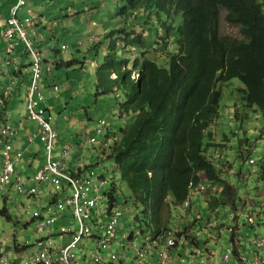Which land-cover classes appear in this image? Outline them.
<instances>
[{"label":"trees","instance_id":"1","mask_svg":"<svg viewBox=\"0 0 264 264\" xmlns=\"http://www.w3.org/2000/svg\"><path fill=\"white\" fill-rule=\"evenodd\" d=\"M117 2L116 14L123 24L111 32L119 37L110 40L98 69V85L104 87L99 94L112 93L114 87L123 90L121 117L133 114L134 120L104 150L131 190V195L119 194L114 181L106 194L110 210H117L122 198L126 202L131 198L144 209V222L140 216L137 219L143 234L158 238L164 232H175V236L187 239L185 246L192 253L203 250L202 240L193 236L188 225L173 229L170 221L174 210L182 209L190 197L192 183L198 186L204 179L223 189L208 200L213 213L221 207L238 208V189L209 156L206 139H212L208 148L226 146L215 143L211 128L221 115L220 85L234 79L246 86L248 106L259 109L264 117V0ZM223 12L226 22L239 29L240 38L222 34ZM119 45L122 54L140 49L132 69L128 67L130 60L119 54ZM149 52L154 55L149 56ZM73 62L61 61L55 67ZM140 66L139 77L134 79L133 71ZM261 168L264 180V161ZM11 194L1 193L6 201ZM29 222L35 223L32 219Z\"/></svg>","mask_w":264,"mask_h":264},{"label":"rangeland","instance_id":"2","mask_svg":"<svg viewBox=\"0 0 264 264\" xmlns=\"http://www.w3.org/2000/svg\"><path fill=\"white\" fill-rule=\"evenodd\" d=\"M23 1L25 6L18 12V19L23 21L27 17L28 11H32L35 17L34 26L26 28V31L34 45L40 46L43 52L42 82H46L48 79L47 85L48 81L55 80L59 87L58 92L51 89L50 92L46 93L45 91V95L56 96L52 109L46 104L44 105L49 109L53 118L52 123L54 126L57 125L56 128L59 132V137L55 141L54 155H61L66 143H71L72 152L65 163L70 175L73 172L72 168L81 166L87 168L86 175L93 171L100 182L102 179L107 182L106 194L111 190L112 183L115 181L119 186V194L124 192L131 195V190L122 181L121 173L116 168V162L107 158L103 153L105 143L108 149L112 146V135L108 137L110 140H107V133L86 136L89 131L96 130V126L101 120L107 122L110 133H120L122 129L128 128L134 120L133 114L121 117L120 104L124 101L123 90L99 94L104 91V87L98 85V69L104 63L110 40L119 37V35H111V32L123 24V20L116 14L117 0ZM16 3L18 0H0V30L7 24ZM87 5L92 9L87 8ZM220 28L225 36L232 38L241 36L238 28L226 22L224 12L221 15ZM42 34L49 42L40 43ZM93 38L95 42L92 41ZM4 42L5 40L0 36V49ZM14 42L16 49L8 58L16 59V56H21L23 61L25 60L24 63H29L30 59L25 55L26 44L17 34L14 35ZM62 44L68 45V49L63 50ZM96 45L98 47L94 48ZM149 51L152 49L150 48ZM161 51L160 49L159 53ZM140 53V49H134L127 54H122L119 45V54H122L123 59L130 60L129 69L133 68L134 60ZM148 55L151 56L154 53L149 52ZM0 60L3 61L2 53ZM72 60L74 62L71 66L65 64L60 68L55 67L58 62ZM48 67L51 68V73H47ZM140 68L141 66L138 71ZM25 80V87L19 97L13 95L10 99L11 104L15 103V114L20 118L27 116L26 98L31 86L30 77L26 76ZM4 83L5 76L0 75V88ZM245 88L246 86L239 79L220 85L223 92L221 115L212 124L211 130L215 134V143H225L226 146L219 149L208 148L212 139L210 137L206 139V149H209V156L215 159L217 166L224 169V165L229 163L227 165L230 166V170L225 174V177L238 189L241 197L238 208L221 207L219 211L213 213L207 202L193 198L192 209L177 207L174 210V217L170 221V227L173 229L177 225H188L192 229L193 236H198L202 240L203 249L209 248L217 255L218 262L222 261V255L233 246L234 238L242 241L244 247L248 248V255L251 256L252 238L257 232L264 235V225L259 222L261 221L258 215L260 207L257 206V203L264 204V180H261V164L264 161V117L259 109L248 106L245 100ZM84 126L87 128L83 129ZM91 137L97 139V144L94 146L89 143ZM11 143L15 146V140ZM81 144H85V147H79ZM44 156H46L45 153L41 158L42 163L47 158ZM251 159H254L257 164L253 165ZM56 160L58 159L56 158ZM28 175L33 174L19 171L15 178L20 176L25 187L30 189L32 183L27 180ZM45 187L49 188V183L39 187L42 194L44 193L41 190H45ZM11 191V197L7 201L0 195V246L4 245L9 251H13L14 246L18 245L22 248V255L28 260L32 251H37L34 248L35 244L42 239V236L36 232V224L29 222L30 218H27L23 209V206L26 205L30 211H33L35 200L20 195L16 186H13ZM214 194L211 191L206 195ZM46 200L45 196V201H40V205L45 206ZM246 200L249 201V205L246 204ZM109 208V199L105 197L102 210L105 211ZM118 210L123 212L118 240L124 236L127 238L124 245L127 248V254L132 256L130 262L134 264L135 252L131 241L134 237H140L139 245H144L141 222L137 220L140 216L144 222V209L138 208L133 199L130 198L126 202V199L122 198ZM253 212H256L258 220L256 227L250 225L248 221V215ZM71 225L78 230L77 221L68 213L67 221H60L59 224L54 223L52 229L56 231L58 226L70 228ZM185 244V242L181 243L180 250L186 249ZM26 245L30 247L24 250ZM124 252V247L118 242L115 253L123 254ZM174 252L177 253L178 249H175ZM77 253L83 256L82 253ZM191 253V249L187 248L184 257L194 261L192 264H200V261L196 257H192ZM9 255L13 259L15 252L9 253ZM108 258L110 259L111 256L109 255ZM232 264H239L237 256ZM249 264H254L253 258Z\"/></svg>","mask_w":264,"mask_h":264},{"label":"built area","instance_id":"3","mask_svg":"<svg viewBox=\"0 0 264 264\" xmlns=\"http://www.w3.org/2000/svg\"><path fill=\"white\" fill-rule=\"evenodd\" d=\"M24 4L19 0L17 6L13 9L7 25L0 30V36L6 41L3 49V64L5 67L13 66L14 61L8 58L16 49L14 35L17 34L21 41L26 44V51L32 61L31 69V87L27 96L28 119L38 124L37 136L31 135L28 141L32 144L36 139H40L45 144L47 160L45 164L30 178L32 187L27 189L23 179L17 178V164L22 159L24 152L14 151L10 141L16 138L19 130L10 124L6 104L9 97L13 94L15 82L13 79L4 88L0 95V110L3 111L6 121L0 127V138L3 143L2 161L0 167V195L9 194L11 188L16 186L20 195H25L27 199L35 200V207L30 211L29 207L24 205L25 214L36 224L37 234L42 239L34 246L37 251H32L31 257L27 260L21 252L15 254L14 258L0 254V264H131L128 261L127 250L123 254L115 253L118 243L119 227L123 212L117 210L103 211V201L105 198L104 190L106 181L96 177L95 172L88 175L82 173L80 167L76 168V175L69 173L66 162L72 152V145L66 144L62 150L61 160L56 161L54 150L55 140L58 136L57 131L52 125V118L47 115L44 108L45 97L41 91V51L34 45L33 40L27 33L26 28L34 26V15L32 11L23 20L17 18V11ZM42 36V35H40ZM63 48H66L63 45ZM18 70V67H15ZM58 90V87H55ZM96 133L101 134L108 131V126L101 121L96 127ZM90 144H95L96 140L92 138ZM81 147H84L82 144ZM256 164L255 160L251 161ZM78 174V175H77ZM49 183L50 187L44 194L40 192L39 187ZM196 191L207 193L210 188L214 193L221 192L218 185L210 186L201 183ZM45 206L40 205V201H45ZM191 200L186 202V207L191 206ZM18 205V203H16ZM73 217L78 223V230L72 225L58 226L56 231L52 229L54 223L59 224L61 220ZM250 224H256L255 214L248 215ZM165 244L162 248H156L151 241L144 245H139V238L133 240L135 252V264H150L148 257L152 254L157 255V264H192L191 260L182 255L174 256L172 250L181 247V243L187 241L185 237H177L173 232L160 236ZM124 246V244H123ZM253 251L251 256L242 248L240 242H235L228 251L222 255V261L218 262L217 255L209 249L195 250L192 257H196L200 264H232L235 256L239 257L245 264H249L253 258L254 264H264V236H255L252 240ZM77 252L82 253L83 256ZM111 256L109 259L108 256ZM82 257V258H81Z\"/></svg>","mask_w":264,"mask_h":264},{"label":"clouds","instance_id":"4","mask_svg":"<svg viewBox=\"0 0 264 264\" xmlns=\"http://www.w3.org/2000/svg\"><path fill=\"white\" fill-rule=\"evenodd\" d=\"M19 1V0H18ZM17 4L18 3H16V5L14 6V8L17 6ZM25 5V3L20 7V9L17 11V13H16V15H17V18H18V12L21 10V8L23 7ZM13 8V9H14ZM87 8H90V7H87ZM13 11V10H12ZM29 12V11H28ZM28 12H27V16H28ZM12 15V14H11ZM11 17V16H10ZM9 17V18H10ZM8 18V19H9ZM7 25V24H6ZM6 25H4L3 27H5ZM41 37V42L40 43H44L45 41L47 42L48 41V39L47 38H45L44 37V35L42 34V36H40ZM92 41H94L95 42V39L93 38L92 39ZM5 43H6V41H5ZM63 45H65L66 46V48H63ZM5 46H6V44H5ZM62 49L63 50H66V49H68V45H66V44H62ZM5 48V47H4ZM3 48V49H4ZM37 48L38 49H40V51H41V48H40V46H37ZM134 50V49H133ZM3 51L4 50H2V57H3ZM27 54V55H26ZM25 55L30 59V56H29V54L27 53V51L25 50ZM41 56H42V61H41V64H42V62H43V52L41 51ZM13 59V61H14V64H13V66H10V67H5L4 66V64H3V61H1V63H0V68L1 69H3L4 71H9V70H11L12 69V71L15 73L13 76H11L10 75V77H9V82L13 79V81L15 82V86H14V91H13V94L9 97V99L7 100V104H6V112L8 113V116H9V119H10V124L12 123L11 122V120H12V117H11V115H10V113H9V111H8V109H7V106H8V102L10 101V99L13 97V95H15L16 94V92H17V88L20 86V87H24V85H25V82L26 81H24L22 78H20V76H18V74L19 73H21L22 72V69H21V67H20V65L18 64V63H16L15 62V58H12ZM15 67H18V70L16 71L15 70ZM25 68L26 69H28L29 70V77H30V82H31V79H32V76H31V69H32V61H31V59H30V62L29 63H27L26 64V66H25ZM47 73H51V68L50 67H48L47 68ZM139 71H138V69H136V70H134L133 71V78L134 79H138V77H139ZM41 74L43 75V73H42V71H41ZM42 75H41V79H40V86H41V91H42V93H43V95H44V97H45V102H44V105L46 104V95H45V90L47 89V88H49V89H51V90H53L54 92H58L59 91V87H58V85H57V83L55 82V80L54 81H49V83H48V85H47V87H46V82H42ZM114 78H116V75H114ZM48 79H46V81H47ZM8 82V83H9ZM19 83H21V84H19ZM8 85V84H7ZM6 85V86H7ZM6 86H4V88L6 87ZM31 87V86H30ZM55 87H58V90L56 91L55 90ZM4 90V89H3ZM3 90H2V92H3ZM117 89L115 88V91H116ZM29 91V90H28ZM2 92H1V94H2ZM0 94V95H1ZM27 96H28V92H27ZM26 108H27V98H26ZM45 108V107H44ZM45 110L47 111V115L48 116H50L51 118H52V116H51V114L49 113V109H47V108H45ZM0 115H2V118H1V122H0V127L3 125V123L6 121V117L4 116V113H3V111L2 110H0ZM27 120L28 121H30L29 119H28V112H27ZM52 121H53V118H52ZM51 121V122H52ZM101 121H104L105 123H106V125L108 126V124H107V122L105 121V120H101ZM100 121V122H101ZM30 122H32V123H35L36 125H37V132L36 133H34V134H32V135H35V136H37V134H38V124L36 123V122H33V121H30ZM99 122V123H100ZM98 123V124H99ZM97 124V125H98ZM12 125V124H11ZM52 125H53V127H54V129L57 131V133H58V136H57V138L59 137V132H58V130H57V128H55V126H54V124L52 123ZM13 126V125H12ZM15 127V126H14ZM97 127V126H96ZM17 128V127H16ZM87 127L86 126H84L83 127V129H86ZM18 129V128H17ZM19 130V129H18ZM104 133H107L108 135H107V140H110L108 137L109 136H111L112 135V139L111 140H113V139H115L116 137H117V135H118V133L117 132H113V133H110V130H109V128H108V131H106V132H104ZM104 133H101V134H104ZM90 134H97L96 133V131H89L87 134H86V136H89ZM101 134H97V135H101ZM18 136H20V131H19V134H18ZM17 136V137H18ZM29 136H31V135H28V137ZM16 137V138H17ZM28 137H27V140H28ZM16 138H14V139H12L11 141H13V140H15ZM56 138V139H57ZM92 138H94L95 140H96V143L94 144V145H96L97 144V139H96V137H91L90 138V140H92ZM89 140V141H90ZM11 141H10V143H11ZM36 141H39L43 146H44V150H45V144L44 143H42L41 142V140L38 138V139H36L35 141H34V143H36ZM56 141V140H55ZM34 143H30L29 141H28V144L30 145V146H32ZM12 144V143H11ZM66 144H71V143H66ZM13 145V144H12ZM72 145V144H71ZM84 145V147H85V144H83ZM93 145V144H92ZM93 145V146H94ZM82 146V144L79 146V147H81ZM13 147H14V151L16 152V151H22V152H24V155H23V157L25 156V152L26 151H24V150H20V149H17L14 145H13ZM0 150H1V161H2V150H3V143H2V141H1V138H0ZM107 147H106V143L103 145V149L105 150ZM28 150V149H27ZM45 152H46V150H45ZM103 153H104V151H103ZM61 155H62V152H61ZM61 155H57V156H55V160H56V158L58 159V160H56V161H59V160H61ZM23 157H22V159H23ZM47 157V156H46ZM22 159L18 162V164L22 161ZM46 160H47V158H46ZM252 160H254V159H251V161ZM256 162V161H255ZM252 163V162H251ZM18 164H17V168H18ZM45 164V163H44ZM43 164V165H44ZM227 164H229V163H227ZM256 164H257V162H256ZM256 164H253V165H256ZM42 165V166H43ZM41 166V167H42ZM228 166V165H227ZM226 166V168H224V172H223V177L225 178V179H227L226 177H225V174L227 173V172H229V168H230V166H228L227 167ZM0 167H1V164H0ZM40 167V168H41ZM77 167H80L81 169H82V173H85L86 174V172H87V168H83V167H81V166H77ZM39 168V169H40ZM38 169V170H39ZM262 169V168H261ZM37 170V171H38ZM226 170H228V171H226ZM36 171V172H37ZM73 172H72V174H75L76 175V167L72 170ZM226 171V172H225ZM262 171L263 170H261V175H262ZM17 174H18V169H17ZM16 174V175H17ZM35 174V173H34ZM33 174V175H34ZM32 175V176H33ZM78 175V174H77ZM19 177V176H18ZM32 178V177H31ZM30 179V178H29ZM28 179V180H29ZM104 180V179H103ZM105 181V180H104ZM201 183H206V184H208V185H210V186H214V185H218L220 188H221V192H216L214 195H206V194H209L211 191H213V189L212 188H210L209 189V191L207 192V193H201V192H199V191H196L193 187H195V188H197ZM198 186L197 185H195V184H193L192 183V185H191V195H190V197L188 198V200L190 199L191 200V206L189 207V208H187L185 205H186V203H185V205H184V209H187V210H190V209H192V207H193V198H196V199H198V201H203V202H207L208 203V200H210L212 197H214V196H218L219 194H221L222 193V187L217 183V182H211V181H207L206 179H204L203 180V182H201ZM106 185H107V182H106ZM104 194H105V197H107L106 196V193H105V190H104ZM187 200V201H188ZM243 200V199H242ZM186 201V202H187ZM244 201V200H243ZM246 204L247 205H249V201L248 200H246ZM256 204V203H255ZM260 205V203H257V206H259ZM256 213V212H255ZM254 212H253V214H255ZM259 215V214H258ZM256 216V215H255ZM237 220H238V218H237ZM62 222H65L66 220H61ZM188 221H190L189 219H188ZM257 223H258V220H257V222H256V224H250V225H252V226H254V227H256L257 226ZM179 226V225H178ZM175 233V232H174ZM163 234H166L165 232L164 233H162L161 235H159V237L158 238H156L155 237V235H153L152 233H147V234H142V236L144 237V240H143V242H144V244L146 243V242H148V241H151L153 244H155V247L156 248H162L163 246H164V244H165V241H162L161 239H160V236H162ZM176 234V233H175ZM256 235L257 236H264V235H260L258 232L256 233ZM255 235V236H256ZM119 236V235H118ZM254 236V237H255ZM254 237L252 238V240L254 239ZM126 238V237H125ZM135 238H140V237H134V238H132V243H133V240L135 239ZM156 240H158V241H156ZM159 240H161V244L162 245H159L160 244V241ZM39 242V241H38ZM37 242V243H38ZM118 242H119V240H118ZM233 242L235 243V242H240L241 244H242V241L241 240H238V238H235L234 240H233ZM36 243V244H37ZM35 244V245H36ZM118 244V243H117ZM251 244H252V242H251ZM186 245V244H185ZM123 246V245H122ZM30 246L29 245H26L25 246V248H24V250H27L28 248H29ZM124 247H126L125 245H124ZM185 248H187L186 246H185ZM242 248H243V250L248 254V248H245L244 247V245L242 244ZM177 249H180V248H177ZM207 249H209V248H207ZM126 250H127V248H126ZM210 250V249H209ZM174 250H172V252H173ZM211 251V250H210ZM192 252V251H191ZM191 254H193V253H191ZM128 255V254H127ZM151 256V255H150ZM134 257H135V253H134ZM239 258V257H238ZM148 260H149V257H148ZM128 261L130 262V260L128 259ZM135 261V260H134ZM132 264V263H131ZM135 264V263H134Z\"/></svg>","mask_w":264,"mask_h":264},{"label":"crops","instance_id":"5","mask_svg":"<svg viewBox=\"0 0 264 264\" xmlns=\"http://www.w3.org/2000/svg\"><path fill=\"white\" fill-rule=\"evenodd\" d=\"M5 44L6 43L4 42L3 47L0 49V57H1L2 50L5 47ZM24 61H23L21 56H16L15 62L18 63L22 69V72L19 73L18 76H20V78H22L24 81H26L25 80L26 76L29 77V70L25 68L26 62L24 63ZM0 63H1V60H0ZM14 74L15 73L12 71V69L9 71H4L3 69L0 68V75L5 76V83L2 84V87L0 88V94H1L2 90L4 89V86H6L8 84L10 75L13 76ZM48 83H49V81H48ZM48 83H47V85H48ZM47 85H46V87H47ZM24 87L19 86L17 88V92L14 96L19 97V95H20V93H22ZM45 91H46V93L48 91L50 92V89L47 88ZM46 99H47L46 105L50 109H52L54 107L53 103H54V100L56 99V96L46 94ZM7 109H8V111L12 117V120H11L12 123L11 124L13 126L17 127L20 131V136H18L15 139V147L17 149L26 151L25 156L23 157L22 161L18 164V168H17L18 174H19V171L23 172V173L34 174L46 162V159H45V161L42 163V159H41L43 157V154L44 153L46 154V152L44 150V146L41 145V143L39 141H36V143H34L32 146H30L28 144V140H27L28 135H32V134L37 132V125L35 123L28 121L27 117L26 118L25 117L20 118L19 116H17L15 114L16 105L14 102L11 104L9 101ZM1 118H2V115H0V122H1ZM56 127H57V125L55 126V128ZM44 157L46 158V156H44ZM71 170H73V168ZM226 171H228V170H226ZM30 176H32V175H28V178L26 177L27 180L30 178ZM47 190H48V187H45V190H41V191L44 193L45 191L47 192ZM259 207H260V212L258 214H259L260 219H261V221H259V222L261 223V225H264V204L260 203ZM126 239L127 238H125V236H124V238L122 237L121 240H119V244L120 245L125 244ZM3 244H5V243H3ZM159 245H162V244H159ZM122 247H124V246H122ZM19 248H21V247L18 245H15L13 248L14 250L9 251L8 248L7 247L5 248V246L3 245V246H0V254L4 253L6 256L9 257L10 256L9 253L15 252V254H17L19 251ZM186 249H182V250L178 249L177 253L173 251L172 254L174 256H178V255L184 256ZM127 257L129 260H131L132 256L127 255ZM149 263L150 264H157V255L152 254L151 256H149Z\"/></svg>","mask_w":264,"mask_h":264}]
</instances>
